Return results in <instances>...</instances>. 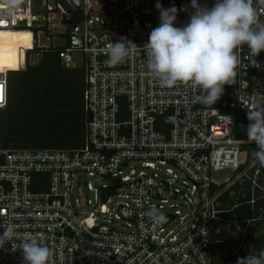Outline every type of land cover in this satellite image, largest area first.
<instances>
[{"label":"built area","instance_id":"obj_1","mask_svg":"<svg viewBox=\"0 0 264 264\" xmlns=\"http://www.w3.org/2000/svg\"><path fill=\"white\" fill-rule=\"evenodd\" d=\"M214 2L197 0L201 8ZM157 3L177 9L176 27L194 12L191 0L0 6V28L29 30L28 51L54 52L61 67L82 70L84 117L77 147L0 149V224L16 225L17 234L0 248V264H23L17 246L28 234L50 249L48 264H236L264 250V167L248 156L256 145L246 136L248 110L264 96V51L236 50L234 82L212 106L190 84L161 87L144 47L160 23ZM253 7V27H264V0ZM121 37L128 55L113 65L108 45ZM224 168L230 174L213 180ZM153 208L166 223L152 224L145 213Z\"/></svg>","mask_w":264,"mask_h":264},{"label":"clouds","instance_id":"obj_2","mask_svg":"<svg viewBox=\"0 0 264 264\" xmlns=\"http://www.w3.org/2000/svg\"><path fill=\"white\" fill-rule=\"evenodd\" d=\"M24 0H0L9 12L19 10ZM159 12V26L152 29L146 49L147 68L161 87L172 88L178 83L190 84L200 95L197 99L212 106L223 95L224 86L232 85L240 63L236 50L244 45L253 57L264 51V27L256 29V10L253 0H215L211 8H201L191 0L193 14L187 24L176 27L177 9L155 5ZM183 10V9H182ZM127 42L121 37L109 43V63H122L128 55ZM253 65L259 67L254 60ZM247 142L255 143V161L264 167V96L257 97L248 110ZM145 215L154 226L167 222L162 212L153 208ZM0 248L16 238V225L0 224ZM23 254V264H48L50 249L31 234L17 246ZM14 250V249H13ZM236 264H264V250L238 258Z\"/></svg>","mask_w":264,"mask_h":264},{"label":"trees","instance_id":"obj_3","mask_svg":"<svg viewBox=\"0 0 264 264\" xmlns=\"http://www.w3.org/2000/svg\"><path fill=\"white\" fill-rule=\"evenodd\" d=\"M24 30L0 31V70H7L6 103L0 109V149L77 147L83 134L82 70L63 68L54 52L37 48V62L28 64L31 34ZM24 55V69H18ZM234 127L235 135L243 136L241 115ZM255 149L250 146L248 156Z\"/></svg>","mask_w":264,"mask_h":264},{"label":"rangeland","instance_id":"obj_4","mask_svg":"<svg viewBox=\"0 0 264 264\" xmlns=\"http://www.w3.org/2000/svg\"><path fill=\"white\" fill-rule=\"evenodd\" d=\"M34 5H39V0H33ZM53 22L56 21V18L54 20H52ZM41 41H44L43 39ZM39 53V52H38ZM38 54L35 51H29L27 54V61L28 64H34L37 62L38 59ZM230 174V170L229 169H221L218 171H215L211 174V177L213 180L219 181L222 180L223 178H225L226 176H228ZM234 215L235 214H239L240 213V208H238L237 210L234 211Z\"/></svg>","mask_w":264,"mask_h":264},{"label":"bare ground","instance_id":"obj_5","mask_svg":"<svg viewBox=\"0 0 264 264\" xmlns=\"http://www.w3.org/2000/svg\"><path fill=\"white\" fill-rule=\"evenodd\" d=\"M14 29H15V28H0V31H3V32H12V31H14ZM24 31H29V30H28V29H25ZM29 44H30V45H29L28 47L30 48V47H31V38H30V42H29ZM18 69H19V68H18ZM18 69H17V70H18Z\"/></svg>","mask_w":264,"mask_h":264},{"label":"snow or ice","instance_id":"obj_6","mask_svg":"<svg viewBox=\"0 0 264 264\" xmlns=\"http://www.w3.org/2000/svg\"><path fill=\"white\" fill-rule=\"evenodd\" d=\"M0 99H2V86H0Z\"/></svg>","mask_w":264,"mask_h":264}]
</instances>
